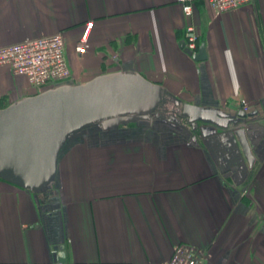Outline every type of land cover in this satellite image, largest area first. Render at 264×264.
I'll list each match as a JSON object with an SVG mask.
<instances>
[{"label": "crops", "instance_id": "obj_1", "mask_svg": "<svg viewBox=\"0 0 264 264\" xmlns=\"http://www.w3.org/2000/svg\"><path fill=\"white\" fill-rule=\"evenodd\" d=\"M191 24L204 61L185 51ZM59 32L77 84L141 74L174 125L76 136L41 194L0 180V264H164L178 245L205 264H264V0L223 14L198 0L190 18L176 0H0V47ZM37 91L0 65V108ZM184 104L203 112L193 128Z\"/></svg>", "mask_w": 264, "mask_h": 264}, {"label": "water", "instance_id": "obj_2", "mask_svg": "<svg viewBox=\"0 0 264 264\" xmlns=\"http://www.w3.org/2000/svg\"><path fill=\"white\" fill-rule=\"evenodd\" d=\"M199 62L206 59L205 46L193 53ZM162 87L141 74L118 71L80 84H62L24 97L0 108V179L23 190L41 194L57 180L62 153L70 138L89 129L105 132L130 123L146 121L174 125L158 114L163 106ZM199 109L184 104L181 116L203 119ZM237 117L248 114L238 111ZM244 155L252 164L245 129L236 131ZM60 262L65 254H58Z\"/></svg>", "mask_w": 264, "mask_h": 264}, {"label": "built area", "instance_id": "obj_3", "mask_svg": "<svg viewBox=\"0 0 264 264\" xmlns=\"http://www.w3.org/2000/svg\"><path fill=\"white\" fill-rule=\"evenodd\" d=\"M176 1L181 4L184 15L187 18L192 17L193 5L197 0ZM205 1L217 14H223L239 9L251 0ZM93 26L92 21L86 23V28L76 45L79 54L87 50ZM186 32L187 47L196 52L199 44L196 27L188 25ZM0 65L8 66L15 75L26 77L29 83L39 90L73 78L67 58L66 39L62 32L0 47ZM164 264H205V253L195 247L178 245L174 248L172 257Z\"/></svg>", "mask_w": 264, "mask_h": 264}, {"label": "rangeland", "instance_id": "obj_4", "mask_svg": "<svg viewBox=\"0 0 264 264\" xmlns=\"http://www.w3.org/2000/svg\"><path fill=\"white\" fill-rule=\"evenodd\" d=\"M72 81H71V83L72 84H77L78 82L77 81H75V80H73V79H71ZM141 124H145V122H140ZM139 123V124H140ZM126 127H128V128H132V127H129V126H125V125H123V126H120V127H115V128H113V129H111L112 131L114 130V129H127ZM102 129H93V130H89V129H86V130H84V131H82V132H80L79 134H77V135H75V136H73L72 138H70V140H69V142H68V145L70 144V143H72L73 141H74V138H76V136H78V135H80V134H86V133H94V132H96V131H101ZM110 131V130H109ZM109 133V132H108ZM108 133H105V134H108ZM111 133V132H110ZM134 136H137V135H134ZM67 145V146H68ZM54 184H52L51 185V187L53 186ZM50 189V188H49Z\"/></svg>", "mask_w": 264, "mask_h": 264}, {"label": "flooded vegetation", "instance_id": "obj_5", "mask_svg": "<svg viewBox=\"0 0 264 264\" xmlns=\"http://www.w3.org/2000/svg\"><path fill=\"white\" fill-rule=\"evenodd\" d=\"M163 107H164V106H162V108H163ZM162 108H161V109H162ZM162 110H163V109H162ZM160 114H161V113H160ZM163 114H164V111H162V115H163Z\"/></svg>", "mask_w": 264, "mask_h": 264}, {"label": "trees", "instance_id": "obj_6", "mask_svg": "<svg viewBox=\"0 0 264 264\" xmlns=\"http://www.w3.org/2000/svg\"><path fill=\"white\" fill-rule=\"evenodd\" d=\"M1 180V179H0Z\"/></svg>", "mask_w": 264, "mask_h": 264}]
</instances>
